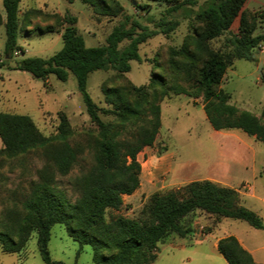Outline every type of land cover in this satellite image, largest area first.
Here are the masks:
<instances>
[{"label":"trees","instance_id":"16d2710c","mask_svg":"<svg viewBox=\"0 0 264 264\" xmlns=\"http://www.w3.org/2000/svg\"><path fill=\"white\" fill-rule=\"evenodd\" d=\"M80 1L97 15L123 14L116 0ZM245 1L205 0L194 9L197 0H178L168 6L166 12L182 9L185 16H193L199 23L175 53L184 58L188 70L195 68L197 95L202 97L203 110L212 128L240 129L264 143V104L259 115L240 110L229 103V94L219 88L231 61L252 59V50L264 43V31L255 33L257 17L243 7ZM2 5L5 18L2 20L0 14V20L4 25L5 40L0 67L26 71L43 82L50 75L65 81L68 73H73L86 113L98 133L92 165L73 180L77 197L72 201L54 185L55 173L66 175L80 152L68 141L71 130L66 116L60 114L55 135L45 136L29 115L0 109V154L12 157L55 143L51 162L38 170V180L31 182L29 190L18 198L24 213L13 220L12 228L7 224L0 228V244L4 251L20 250L30 232L35 230L37 248L44 263L64 264L53 260L48 250L49 230L53 224L61 223L79 248L84 244L91 246L94 264H150L157 257L160 240L171 233L183 237L189 231L180 225V221L196 210L242 220L257 229L264 228L262 217L240 203L235 188L208 179L154 192L142 207L141 218L122 215L106 218V211L120 209L123 195L131 194L139 186L137 154L156 139L161 125L159 101L169 93H190L184 87L170 84L162 74L152 72L144 85L101 86L104 102L110 105V108H102L86 89L88 74L98 69L128 72L130 61L140 60L139 45L156 34H168L178 25L177 20L160 18L154 21V27H150L152 17H147L148 23L143 24L131 15L123 14L103 44L86 46L75 26L76 18L68 16L60 34L62 46L59 50L47 57L25 56L9 65L15 52L24 51L17 43L19 0H2ZM147 6L137 5L142 10ZM236 19L237 33L227 38L230 48L225 51L212 48L210 40L228 32ZM69 23L74 25L67 26ZM169 64L173 69L179 66L173 57ZM101 113L111 114L114 121L104 122ZM216 249L228 264H264V261H254L231 234L219 238Z\"/></svg>","mask_w":264,"mask_h":264},{"label":"rangeland","instance_id":"374dc122","mask_svg":"<svg viewBox=\"0 0 264 264\" xmlns=\"http://www.w3.org/2000/svg\"><path fill=\"white\" fill-rule=\"evenodd\" d=\"M116 1L123 14L131 15L143 24L148 23L147 17H152L150 27H154V21L160 18L175 19L178 25L168 34L159 33L141 43L138 48L140 60H131L128 72L118 73L111 69L90 72L86 89L92 100L99 107L110 108L104 102L101 86L144 85L152 72L162 74L170 84L184 87L190 94L169 93L159 101L161 125L156 139L137 154L139 186L131 194L123 195L120 209L106 211V218L110 215L141 218V209L154 192L208 179L235 188L240 203L255 211L264 222V143L240 129L212 128L203 110L202 97L197 95L195 68L188 70L184 58L175 53L185 37L199 27L198 21L193 16H185L182 9L166 12V8L178 0ZM197 1L194 9L205 0ZM142 4L148 5L146 10L137 7ZM243 7L256 14L255 33L263 32L264 0H246ZM19 9L17 43L24 51L12 56L8 61L12 65L25 56L47 57L59 50L62 46L60 34L68 16L76 18L75 26L86 46L103 44L112 26L123 18V14H94L90 6L80 0L71 3L66 0H19ZM0 13L5 16L2 0ZM2 23L0 20V55L3 58L5 32ZM237 25L238 19L228 32L210 40V46L228 50L227 38L237 33ZM252 54V59L231 61L219 88L229 94V103L259 115L264 104V79L258 72L261 63L264 74V43L255 47ZM172 57L179 64L177 69L169 64ZM0 71L3 73L0 77L2 111L29 115L45 136L55 135L60 114L66 116L71 130L68 141L80 152L77 162L66 175L55 173L54 185L73 201L77 197L73 180L92 165L98 138L97 127L86 113L74 74L69 72L65 81L50 75L43 82L23 70L0 67ZM100 117L106 123L114 121L111 114L101 113ZM53 143L12 157L0 154L1 229L4 224L12 228L13 220L24 213L18 198L29 190L31 182L38 180V170L51 162ZM180 225L189 231L183 237L171 233L160 240L157 257L150 264H228L215 244L219 238L230 234L242 238V242L236 238L242 246L260 247L259 252L264 254V228L251 227L245 221L196 210L185 216ZM36 238L37 232L32 230L24 245L15 252L4 251L0 244V264H45ZM48 250L53 260L64 264H94L91 246L84 244L79 248L61 223L53 224L49 230ZM258 259L263 260L264 255Z\"/></svg>","mask_w":264,"mask_h":264},{"label":"crops","instance_id":"0c3cea01","mask_svg":"<svg viewBox=\"0 0 264 264\" xmlns=\"http://www.w3.org/2000/svg\"><path fill=\"white\" fill-rule=\"evenodd\" d=\"M18 13H20V9H19V11H18ZM1 14V13H0ZM1 17H2V20H4V18H5V16H3L2 14H1ZM3 24V23H2ZM9 65H12L11 63H8ZM0 77L2 78L3 77V73L0 71ZM236 238H238L239 240H240V242H242V238H240L239 236H236V235H234ZM243 244V243H242ZM215 246H216V244H215ZM243 246H244V248H246L251 254H252V257H253V260L254 261H256V262H262V261H264V259L263 260H260V259H258V257L259 256H263L264 254H261L259 251V249H260V247H252V248H250L247 244H243ZM255 251H257V252H255Z\"/></svg>","mask_w":264,"mask_h":264},{"label":"water","instance_id":"95a60500","mask_svg":"<svg viewBox=\"0 0 264 264\" xmlns=\"http://www.w3.org/2000/svg\"><path fill=\"white\" fill-rule=\"evenodd\" d=\"M133 3L135 4V2H133ZM70 25H74V24H72V23L67 24V26H70ZM261 67H262V65L260 63L258 72H259L260 75H263L262 72H261Z\"/></svg>","mask_w":264,"mask_h":264},{"label":"built area","instance_id":"2783aa9c","mask_svg":"<svg viewBox=\"0 0 264 264\" xmlns=\"http://www.w3.org/2000/svg\"><path fill=\"white\" fill-rule=\"evenodd\" d=\"M20 51L15 52V55H17Z\"/></svg>","mask_w":264,"mask_h":264}]
</instances>
